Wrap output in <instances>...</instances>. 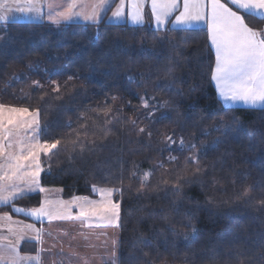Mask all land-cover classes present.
Instances as JSON below:
<instances>
[{
	"label": "trees",
	"instance_id": "trees-1",
	"mask_svg": "<svg viewBox=\"0 0 264 264\" xmlns=\"http://www.w3.org/2000/svg\"><path fill=\"white\" fill-rule=\"evenodd\" d=\"M172 28L157 29L148 10L141 25L0 23V105L38 109L41 141L60 140L41 154L43 188L64 199L122 190L118 264H264V108L225 110L207 28ZM42 198L0 212L40 226L13 208Z\"/></svg>",
	"mask_w": 264,
	"mask_h": 264
},
{
	"label": "snow or ice",
	"instance_id": "snow-or-ice-1",
	"mask_svg": "<svg viewBox=\"0 0 264 264\" xmlns=\"http://www.w3.org/2000/svg\"><path fill=\"white\" fill-rule=\"evenodd\" d=\"M112 2L113 0H66L65 3L56 4L49 0L48 19L54 24L74 20L98 24L101 14L111 10ZM14 3L16 10L21 13H32L35 18H40L43 14L41 0H23L22 4L19 0H14ZM146 3L150 4L151 16L157 29L167 24L176 12L179 14L174 16L172 30H177V26L195 25L207 18L211 44L215 48V63L210 71V80L215 83L218 94L226 105L225 110L238 103L264 108V28L256 29L245 19L248 17L254 21H264V0H228L227 3L221 0H182V4L181 0H120L110 19H130L134 24H143ZM229 5L235 6V10ZM56 7H62L63 10L54 13ZM10 11L7 0L0 3V22H8L7 13ZM34 83L43 87L38 81ZM55 90H59V85H56ZM150 99L155 100V97ZM141 100L143 107L148 108L149 100L143 97ZM22 130H26L23 135ZM139 131L143 132L144 129ZM48 135L50 133L46 127L40 128L38 109L30 112L28 108L0 105V205H12L15 200L33 192H47V189L40 186L43 171L41 154L47 155L60 144V140L42 142L41 136ZM165 139L170 143H177L171 136H166ZM179 147L181 150L185 147L182 137L179 139ZM187 147L190 151L196 149V145L191 143ZM169 159L174 160L175 157ZM188 159L198 163L195 156ZM148 175L145 173V178ZM92 190L100 195V200L74 197L72 201L65 202L45 198L40 207H14L13 210L35 220L83 218L82 222L96 219L108 225L119 226L120 203L113 200V195H122V190L118 187L96 186ZM72 207L78 209L76 217L72 216ZM0 221L11 224L12 217L5 214L0 216ZM24 227L36 234L37 241L42 239V230L35 225L28 224ZM8 230L16 234L11 226ZM21 239H24L22 233L17 236L16 243L7 236H0V241H7L0 243V264H31L32 261L41 264L39 255L20 254L18 242Z\"/></svg>",
	"mask_w": 264,
	"mask_h": 264
},
{
	"label": "rangeland",
	"instance_id": "rangeland-1",
	"mask_svg": "<svg viewBox=\"0 0 264 264\" xmlns=\"http://www.w3.org/2000/svg\"><path fill=\"white\" fill-rule=\"evenodd\" d=\"M2 35H0V44L4 41ZM96 187L114 188L109 186ZM44 189H47V192H43L42 202L45 198L51 201L65 202L72 201L74 197H88L97 201L101 199L100 195L95 192L88 196H74L64 199L60 189ZM113 200L119 202L116 194L113 195ZM41 204L35 207H40ZM0 213L8 214L6 212ZM71 213L73 217H76L78 209L72 207ZM82 220L83 218L52 221L47 218L42 219L40 226H37L43 233L37 248L41 257V264H118L120 220L119 226L108 225L96 219L88 222H82ZM0 222L1 227L5 228V222Z\"/></svg>",
	"mask_w": 264,
	"mask_h": 264
},
{
	"label": "crops",
	"instance_id": "crops-1",
	"mask_svg": "<svg viewBox=\"0 0 264 264\" xmlns=\"http://www.w3.org/2000/svg\"><path fill=\"white\" fill-rule=\"evenodd\" d=\"M3 2H4V0H0V3H3ZM19 2L22 4L23 3V0H19ZM48 2H49V0H41V3L43 5V7H42V13L43 14H42V16L40 18H35L32 13H21V12L17 11L16 10L15 3H14V0H7V3L9 5V7L11 8V11L7 13L8 14V17H9L8 22H13V21H25V22H32L33 21V22H35V21H43V20L50 21L48 19V13L50 11L49 8L47 7ZM52 2L53 3H56V4H62V3H65L66 0H52ZM221 2H223V1L221 0ZM119 3H120V0H113L111 10L106 11L105 13H102L101 14V19H103L104 17H106L111 22H117V23L127 22V23H129L131 25H141V24H134V23H132L130 21V19L111 20L110 17L112 16V11L115 10V8L119 5ZM223 3H225V2H223ZM181 4H182V0H181ZM62 10H63L62 7H56L53 10V12L56 13V12H59V11H62ZM146 10H148L151 13V11H150V4L149 3H146L145 4L144 14H145V11ZM181 10H182V8H181ZM208 11L210 13V5H209ZM125 13L127 14V8L125 9ZM178 14H179V12L174 13L173 14V17L169 20V22L167 24H165V25H162L160 28H163V27H166V26L173 27L174 16L175 15H178ZM77 21H83V20H74V21H71V22H77ZM152 22H153V25L155 27H157L156 24H155V21H154V18L153 17H152ZM0 23H3V22H0ZM198 27H206L207 30H208V33H209L208 19L206 18L205 20L200 21V22H198L195 25L177 26V28H198ZM209 41H210V44H211L210 33H209ZM211 46H212V48H213V50L215 52L214 46L212 44H211ZM217 92H218V90H217ZM222 102L224 104V101L223 100H222ZM4 106H6V105H4ZM236 106H246V107H250V106H247V105H245L243 103H238V104H236L234 106H231V107H236ZM6 107H14V106H6ZM257 107H259V106H257ZM16 108H22V107H16ZM24 131H26V130H22L21 135L24 134ZM40 186H41V184H40ZM4 215H5V213H0V216H4ZM7 215L8 216H11L10 214H7ZM11 217H12L11 224L8 221H3L6 224L5 225V228L1 227L2 225H0V236H7L13 243H16L17 242V236L22 233L23 236H24V239H21V241H23V242L24 241H35V242H40L41 241V240L40 241H37L35 239V235L36 234L33 231H31V230H29V229H27V228L24 227V225H28V224H31V223H28V222H26L24 220H21L19 218L13 217V216H11ZM0 224H1V222H0ZM33 225H35V227L37 229H39L36 224H33ZM9 226H11L15 230V233H16L15 235L9 232V230H8L9 229ZM21 241L19 240V242H18V248H19V243ZM0 243H7V241H0ZM19 252H20L21 255H27V256H37V255H39L38 251H36V252H23V251L20 250V248H19ZM39 257H40V255H39ZM31 264H36V261H32Z\"/></svg>",
	"mask_w": 264,
	"mask_h": 264
}]
</instances>
